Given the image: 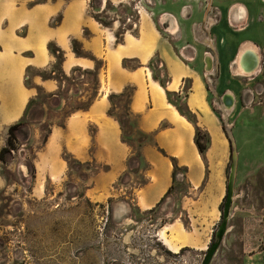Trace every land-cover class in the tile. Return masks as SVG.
Instances as JSON below:
<instances>
[{
	"label": "rangeland",
	"instance_id": "rangeland-1",
	"mask_svg": "<svg viewBox=\"0 0 264 264\" xmlns=\"http://www.w3.org/2000/svg\"><path fill=\"white\" fill-rule=\"evenodd\" d=\"M106 1L104 0L105 4ZM185 1L200 6L204 0ZM233 1L229 0L224 4L215 0L214 3L220 7L223 20L220 25L213 27L211 33L219 37L222 34L226 36L225 42L221 39L224 37H220L215 45L226 56L215 86H218L219 94L231 89L241 97L246 95L249 100L237 104L225 129L220 113L213 107V97L209 94L210 107L217 116V122L221 126L219 132L224 138H218L214 147L216 151L226 153L222 157L216 155L213 161L211 188L207 193L199 200L198 191L192 194L194 201L184 199L188 183L181 180L172 196L158 207L148 211L138 209L131 199L135 188L146 181L143 171L148 164L145 161L142 168H135L124 176L117 183V189L111 191L113 196L102 202L98 200L100 197L96 196L97 193L86 191L97 169L92 161L89 165L80 166L71 159L72 168L69 167L62 178L35 181L27 164L28 160L35 159L37 151L43 147L41 127L44 124L56 125L62 122L64 112L68 110L64 100L60 107L51 106V92L39 86L35 97L37 103L45 104V115H38V119H33L30 123L33 131L31 130L28 142L23 143L20 139L16 141L17 148L12 157L7 163L1 164L4 182L0 187V264H264V71L248 86L254 89L258 83L255 101L252 103L253 94L248 95L244 91L247 88L246 82L235 76L234 69L230 68L231 59L235 58L239 50V40L235 36L239 27L233 25L230 19L233 11L230 4ZM245 1L256 8L255 19L262 20L264 0ZM112 2L122 6L118 11L109 10L102 15L108 20L114 17L125 21L123 24L117 20L115 30L121 25H131L132 29L128 32L138 33L141 21L145 19L154 22L162 31L161 22L166 31V26L168 27L170 34L175 35L179 30L176 17L170 14L177 5L175 0ZM99 4L97 1L95 9L89 6L88 13H101V10L98 11ZM240 6L245 10L244 5ZM161 12L164 13L159 19ZM173 26L177 27L175 32L170 30ZM191 26L192 24L183 25L189 35L193 33ZM92 27L98 39L105 41V50H111L115 42L110 32L97 25ZM201 28L205 34L204 26ZM90 31L85 26L83 36H88ZM192 33L188 36V41L199 44ZM73 39L75 38H71V49ZM53 43L57 44L55 41ZM68 58L69 55L65 54V59ZM153 58L152 70L167 84L170 78L166 68L158 56ZM68 62L64 64L66 70L71 67ZM55 64L56 60L45 67L32 66L28 72L29 83L36 85V74L46 71L52 73V66ZM129 64L135 65L138 62L132 61ZM148 65L149 63L146 64L147 67ZM101 84L106 90L105 76H102ZM232 91L229 93L232 94ZM70 95L71 99L75 97L72 92ZM127 102L128 97H124L114 108V112L125 120L126 136L134 144L133 151L137 152L141 149L140 141L145 137L137 126L138 116L127 114ZM176 102L185 109L182 99L177 98ZM225 115L228 116V112ZM43 116L44 119H41ZM247 128L248 134L253 130L263 135L258 138L257 143H249L248 138L246 144H242V140L238 144L240 133H244ZM89 129L91 131L95 127L91 125ZM26 130L25 128V132ZM7 136L8 131L5 134L6 140ZM20 137L23 138V134ZM201 139L203 142L209 140L206 132L201 135ZM153 140V136H149L147 144L153 143ZM234 162L235 178L232 192L229 193L228 185L230 191ZM99 165L100 168L104 166ZM226 212L227 223L225 228L223 226V232H220ZM161 236L169 238L176 245L177 251L170 249ZM214 243L218 246L207 263Z\"/></svg>",
	"mask_w": 264,
	"mask_h": 264
},
{
	"label": "crops",
	"instance_id": "crops-1",
	"mask_svg": "<svg viewBox=\"0 0 264 264\" xmlns=\"http://www.w3.org/2000/svg\"><path fill=\"white\" fill-rule=\"evenodd\" d=\"M175 1L177 5L170 12L179 25L175 35L170 34L167 26L169 33L164 27V31H161L154 22L145 19L141 21L138 36L127 32L124 41L117 44L114 30L102 26L88 13L90 0H0V150L6 144L5 134L9 126L24 116L29 101L37 95L35 87L26 85L27 68L45 67L56 60L48 49L50 41H55L66 52V56L69 55L63 62L65 72L69 73L77 65L89 68L95 66L92 60L78 57L72 51L71 38H80L86 49L104 60L100 80L105 76L106 90L101 84L100 94L88 110L73 113L63 126H53L47 142L36 153V175L33 179L49 181L62 178L69 170L68 162L62 156V151L67 149L80 161L96 160L109 166L108 170L93 174L86 191L97 193L100 202L113 196L111 191L128 171V159L133 148L123 141L119 122L108 114L111 106L108 95L132 86L131 111L140 114L139 128L154 133L156 142L141 147L142 155L148 163V168L143 171L147 182L135 188L131 199L133 205L142 211L158 207L172 196L181 180L188 183L184 199L194 201L192 194L196 191L199 193L197 199H201L211 188L216 155L222 157L226 151L221 153L215 150L217 139L224 140L219 132L221 126L210 107L209 91L199 60L200 53H192L195 46L188 41L191 33L189 35L183 28L184 24H199L202 7L185 0ZM219 1L226 4L229 0ZM240 4L245 6L244 13L239 9ZM230 8L233 9L231 22L239 27L235 35L239 44L253 42L263 58L264 16L262 20L255 19L256 8L245 0H234ZM60 13L63 14L61 24L52 26L51 20ZM93 25L110 32L115 42L111 50H105V41L98 39L92 29ZM85 26L91 30L88 36L82 34ZM211 37L213 39L215 35ZM220 37L226 41L224 34ZM154 56L161 59L169 74L166 86H162L154 78L150 67L146 66ZM217 56L221 61L226 58L220 52ZM125 58H137L143 65L127 69L123 66ZM67 62L71 66L70 70L64 67ZM234 75L239 77L236 66ZM34 82L51 93L58 87L56 80H45L40 76H35ZM167 91L171 93L172 101ZM177 98L183 100L185 109L195 115L197 124L211 136L205 157L195 142V124L178 110L180 105L176 104ZM91 125L95 127L94 133L89 129ZM30 128L33 131L32 124ZM247 130L240 133L238 144L241 140L242 144H246L248 138L249 143H257L263 135L253 130L248 134ZM172 157L179 167L176 180ZM3 182L0 161V187ZM213 194L216 195L215 192Z\"/></svg>",
	"mask_w": 264,
	"mask_h": 264
},
{
	"label": "trees",
	"instance_id": "trees-1",
	"mask_svg": "<svg viewBox=\"0 0 264 264\" xmlns=\"http://www.w3.org/2000/svg\"><path fill=\"white\" fill-rule=\"evenodd\" d=\"M42 1L43 0H37V2H42ZM97 1L100 2V4L98 5L99 6L98 11L101 10L100 11L101 13L90 12V14L102 26H104L106 28L113 29L115 37H116V43L117 44L122 43L124 41L125 33H127L128 31H130L132 29L131 25H127V26L125 25L126 27L124 25H121V27H119V29L115 30L114 24L117 20L123 24H125V21H123L121 19H116L114 17H112L108 20V19H105L102 15V13H107L109 10L118 11V9L122 5H115L112 2V0H107L106 4L104 3V0H90V3H89L90 8L95 9V4ZM62 19H63V14L60 13L57 17H55L51 20V25L52 26H58L59 24H61ZM134 35L138 36L139 32L135 33ZM48 49H49L50 53L55 56L56 64L52 66V70H51L52 73H48L46 71V72L38 73V74H36V76H40L45 80L46 79H54L57 81L58 91L50 93V96L52 98V100L50 101V104L53 107H60L62 104V101L63 100L65 101V103L68 107V110L64 112V120L62 122L58 123V125L63 126V125H65V121L69 116H71L73 113H76L79 111L88 110L91 107V105L94 103V101L97 99V97L99 96L100 89H101L100 71H101L102 67L104 66V60L97 57L91 51L86 50L84 48L82 42L79 39L75 38L72 40V50L75 53V55L78 57H84V58H87L89 60H92L95 64V66L93 68H89V67H83V66L77 65V66H73L71 71L69 73H67L63 69V62L65 60V51L60 46H58L57 44H54L53 41L49 42ZM153 60H154V58H152L149 61V65H148L151 68V70H152ZM132 61H137L138 64L130 65L129 63ZM123 66L127 69H136L138 67H141L142 64L137 58H125L123 60ZM31 68H32V66H29L27 68L26 85L29 87H35L38 91L39 85H37V84L31 85L28 81V72L30 71ZM152 72H153L154 78L159 80V82L161 83L162 86H166V84L164 82H162L156 76L154 70H152ZM168 76H169V74H168ZM80 86H82V89L80 88ZM133 91H134V89L132 86H127L122 92H119V93L110 92L108 95V99H109L110 104H111V106L108 110V114L110 116L114 117L119 122L121 129H122V139L125 143L130 145L132 148H134V144H133L132 140L128 139L126 136V122L120 115H118L114 112V108L118 105V103L124 97H128V102H127V107H126L127 108V114H133L131 111V108H130V103H131ZM71 92L75 95V97H73L72 99H71V95H70ZM81 93H85V95L84 94L81 95ZM167 95L169 97V100H171V93L169 91H167ZM178 110L183 115H185L192 123L195 124V128H196L195 142L198 146L199 151L201 152L203 157H205V153H206L207 149L209 148V144L211 141L209 133L207 131L203 130L197 124L195 115L189 109H183L180 106H178ZM38 115H40V116L45 115V104L37 103V97H34L29 101L27 108L25 110L24 116L19 121L11 124L8 128V136H7L6 144L0 150L1 164H5V163H7V161H9V158L12 157V154L15 152V150L17 148L16 147V141H18L19 139L22 140L20 135L24 134V132H22L23 126H25L26 124L30 125V123L33 121V119H38L37 118ZM134 115L138 116V125L137 126L139 127L140 114H134ZM44 117L45 116H43L41 119H44ZM53 126H54V124L42 125V127H41V129H42L41 139H42L43 145L47 142V140L51 134ZM139 130L142 133V135L145 137L144 140L140 141L141 147H142L143 145L147 144V142H148L147 138L149 136H153V138H154V133L144 132L140 128H139ZM24 131H25V129H24ZM94 132H95V129H92L91 133H94ZM204 132H206V134L208 135V138H209V140L207 142H203V140L201 139V135L204 134ZM28 140L27 141L22 140V141H23V143H25V142H28ZM153 141H154L153 143H156L155 138ZM159 149L161 150V152H163L165 154V151L163 149H161L160 147H159ZM63 158L68 162L70 169L72 168L71 162H70L71 159L76 161L80 166L89 165L91 162V161L83 162V161L78 160L67 149L63 150ZM171 159H172L174 167H175L174 180H176V178H177L176 175L179 171V167H178V164H177L175 158L172 157ZM144 161H145V159L142 155L141 149H140V151H137V152L132 151V154L128 159V171L123 176H121L120 180H122V178L124 176L128 175L131 170H133L135 168H138V169L142 168ZM92 162H94V164L97 166L95 173L99 172L100 170H108L109 169L108 165H104V166H102V168H100V165H99L100 163H98L96 160H92ZM27 166H28V168L32 174V177L34 178L36 175V167L34 164V160H32V161L28 160ZM1 170H2V165H1ZM146 182H147V178H146V181L142 184H145ZM168 193H170V191Z\"/></svg>",
	"mask_w": 264,
	"mask_h": 264
},
{
	"label": "flooded vegetation",
	"instance_id": "flooded-vegetation-1",
	"mask_svg": "<svg viewBox=\"0 0 264 264\" xmlns=\"http://www.w3.org/2000/svg\"><path fill=\"white\" fill-rule=\"evenodd\" d=\"M214 0H204L201 2L202 7V15L201 20L199 21V24L191 23L192 24V35L194 36V40L199 42V44L195 45L196 43H193L195 46L194 51H197L200 53V64L202 68V72L206 81V85L209 91V94L213 97L212 103L213 107L220 113L222 122L224 124V127H227V121L230 122V117L232 113L235 111L237 104L248 101L249 99L246 97H241L240 95H234V92L231 89H226L225 92L219 94L218 93V86H215V80L217 79V75L221 73L223 65V61L219 59L218 55V48L215 47L216 41H218L217 37L218 35H215L212 39L211 30H213V27H216L222 23L223 20V13L220 9V7H217ZM161 16V15H160ZM159 16V19H160ZM211 19H213V22H211ZM160 24L165 28V25H163L161 22ZM169 24V23H168ZM201 26H204L205 34L202 33ZM179 31V30H178ZM209 34V35H208ZM194 42V41H192ZM191 43V42H189ZM192 44V43H191ZM201 44V45H200ZM201 46L203 49H200ZM243 44H239V50L237 52V55L234 59H232L230 68L234 69L236 66V59L238 57L239 51ZM192 49V48H191ZM257 51V50H256ZM195 54V53H194ZM193 58L192 60H194ZM264 71V63L263 58L260 57V62L256 70L254 72L249 74H239L238 76L246 82L247 88H245L246 94L251 95L253 94L252 103H254L255 94L258 89V83L256 84L255 88L248 87L251 82H255L257 78L263 74ZM229 91H232V94L228 93ZM244 95V94H243ZM251 103V104H252ZM226 112H228V116H226ZM24 129H22V132Z\"/></svg>",
	"mask_w": 264,
	"mask_h": 264
},
{
	"label": "bare ground",
	"instance_id": "bare-ground-1",
	"mask_svg": "<svg viewBox=\"0 0 264 264\" xmlns=\"http://www.w3.org/2000/svg\"><path fill=\"white\" fill-rule=\"evenodd\" d=\"M239 9L244 11L243 6L242 7L240 6ZM234 15H235V13H234ZM165 19L166 18L164 17L163 20H165ZM176 28H177L176 26H173V27H170V30H172V31L174 30V32H175ZM256 50H257L256 46L253 42H247V43L243 44V46L240 49L239 56L237 58V64H236L237 73L244 74L246 72H251V68H252V65L254 62ZM235 171H236V162L233 163V170H232V174H231V185H230L229 193L232 192L233 182H234V178H235ZM161 239L163 240V242L166 245H168L170 247V249L177 251L176 245L169 238L161 236Z\"/></svg>",
	"mask_w": 264,
	"mask_h": 264
},
{
	"label": "water",
	"instance_id": "water-1",
	"mask_svg": "<svg viewBox=\"0 0 264 264\" xmlns=\"http://www.w3.org/2000/svg\"><path fill=\"white\" fill-rule=\"evenodd\" d=\"M259 62H260V55H259L258 52L256 51V52H255L254 62H253L252 68H251V72H246V73H244V74H249V73L254 72V70H256V68L258 67ZM25 128H26L27 130H26V132L23 131V132H24V134H23L24 137L21 138L23 141H27V140L31 137V128H30V125L26 124L25 126H23V129H25ZM225 129H227V128H225ZM232 143H233V141H232ZM233 153H234V152H233ZM233 158H234V154L232 155V160H233ZM229 180H230V175H229ZM229 184H230V183H229ZM228 192H229V185H228ZM228 199H229V196H228ZM226 217H227V212H226V215H225V217H224L223 223H222V225H221V230H220V232H223V230H224V228H225V226H226V223H227V222H225ZM223 226H224V228H223ZM217 246H218L217 243H214V244L212 245V248H211V250H210V252H209V255H208V257H207V263H208V261L211 259L212 255H213V252L215 251V249H216Z\"/></svg>",
	"mask_w": 264,
	"mask_h": 264
}]
</instances>
